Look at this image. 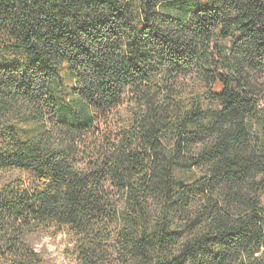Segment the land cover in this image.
Returning <instances> with one entry per match:
<instances>
[{
  "label": "trees",
  "instance_id": "16d2710c",
  "mask_svg": "<svg viewBox=\"0 0 264 264\" xmlns=\"http://www.w3.org/2000/svg\"><path fill=\"white\" fill-rule=\"evenodd\" d=\"M264 264V0H0V264Z\"/></svg>",
  "mask_w": 264,
  "mask_h": 264
},
{
  "label": "rangeland",
  "instance_id": "374dc122",
  "mask_svg": "<svg viewBox=\"0 0 264 264\" xmlns=\"http://www.w3.org/2000/svg\"><path fill=\"white\" fill-rule=\"evenodd\" d=\"M69 243L68 237L60 235L56 239L46 237L42 243L48 249L49 263L48 264H71V259L67 258L65 249Z\"/></svg>",
  "mask_w": 264,
  "mask_h": 264
}]
</instances>
